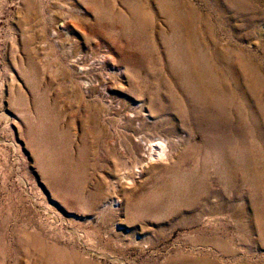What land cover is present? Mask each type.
Returning <instances> with one entry per match:
<instances>
[{
    "label": "rangeland",
    "instance_id": "obj_1",
    "mask_svg": "<svg viewBox=\"0 0 264 264\" xmlns=\"http://www.w3.org/2000/svg\"><path fill=\"white\" fill-rule=\"evenodd\" d=\"M0 264H264V0H0Z\"/></svg>",
    "mask_w": 264,
    "mask_h": 264
},
{
    "label": "bare ground",
    "instance_id": "obj_2",
    "mask_svg": "<svg viewBox=\"0 0 264 264\" xmlns=\"http://www.w3.org/2000/svg\"><path fill=\"white\" fill-rule=\"evenodd\" d=\"M29 12H30V11H29ZM33 12H34V11H33ZM75 62H76V61H75ZM80 68H81V67H80ZM150 143H151V142H150ZM161 144H162V143H161ZM161 144H159V145H161ZM151 145H152V144H151ZM159 145H158V147H159ZM149 146H150V144H149ZM163 146H164V145H163ZM150 147H151V146H150ZM164 147H165V146H164ZM152 148H153V147H152ZM159 148H160V147H159ZM161 148H162V147H161ZM149 150H150V149H149ZM154 150H155V149H154ZM160 150H161L162 153H165V152H163V151H165L164 148H162V149H160ZM151 151H152V149H151ZM149 152H150V151H149ZM156 152H157V151H156ZM166 152H167V151H166ZM152 153H153V151H152ZM158 153H159V151H158ZM162 153H159V154H157V155H155V156H156L157 158H160V157L162 158V156H164ZM155 154H156V153H155ZM146 157H147V156H146ZM151 157H152V155H151ZM157 158H156V159H157ZM161 158H160V159H161ZM150 159H151V158H150ZM152 159H155V157L152 158ZM162 159H163V158H162ZM165 159H166V157H165ZM150 161H153V160H150ZM157 161H159V160L157 159ZM153 162H154V161H153ZM161 162H162V161H161ZM145 163H148V161L145 162ZM156 163H158V162H156ZM144 165H145V167L143 166L144 168H147V167H148V165H146V164H144ZM149 165H150V164H149ZM148 168H149V167H148Z\"/></svg>",
    "mask_w": 264,
    "mask_h": 264
}]
</instances>
